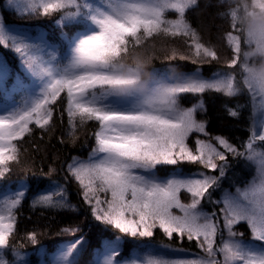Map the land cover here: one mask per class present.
<instances>
[{"label": "snow or ice", "instance_id": "6c2138e0", "mask_svg": "<svg viewBox=\"0 0 264 264\" xmlns=\"http://www.w3.org/2000/svg\"><path fill=\"white\" fill-rule=\"evenodd\" d=\"M5 6L19 18L54 16L59 28L82 30L64 34V50L57 51L43 36L33 44L13 35L0 13V46L11 47L33 78L15 80L11 92L23 93L22 100L0 114V181L23 165L25 145L37 129L43 139L58 118L66 121L73 142L91 129L88 157H70L62 167L94 219L122 234L102 241L97 264H264V0H218V14L228 23L221 39L229 55L226 70L208 78L199 67L191 73L148 69L149 46L158 40L184 47H173L170 60L221 61L188 18L200 0H6ZM7 76V66H0V82ZM208 94L233 99L225 111L237 122L250 110V135L238 144L210 135L197 119ZM187 95L198 103L183 107ZM233 161L245 162L254 175L234 190L222 189ZM182 163L199 170L158 175L162 167ZM218 190L223 195L214 198ZM69 196L59 187L30 206L40 214L75 211ZM25 199L19 191L0 201V264H29L24 245L16 244ZM241 224L250 240L238 231ZM157 234L172 244L154 245ZM125 238L144 241L130 260L118 259ZM25 239L40 242L36 231ZM84 245L82 237L72 242L58 264H78Z\"/></svg>", "mask_w": 264, "mask_h": 264}, {"label": "trees", "instance_id": "16d2710c", "mask_svg": "<svg viewBox=\"0 0 264 264\" xmlns=\"http://www.w3.org/2000/svg\"><path fill=\"white\" fill-rule=\"evenodd\" d=\"M229 2H234V0H229ZM5 5L6 0H0V12L4 14V22L7 26H14L24 30L33 27V30L36 29V33L32 32V36H38V29L42 30L46 33H44L45 39L50 45L55 46L57 51L64 50L65 41L62 38L63 34L72 35L74 32L82 30V26L80 25H77L75 29H61L55 23L57 18L54 16L32 18L25 15L24 18H19L16 14L7 10ZM218 11V0H200L199 9L190 11L187 15L190 23L200 32L204 41L206 43L210 41L211 44L215 45L216 50L221 56L219 63L196 65L188 60L179 59V56L176 59L170 60L167 57L171 56L173 47L177 48L179 52H184V47L179 44L173 45L158 40L155 44L149 46L148 54L152 56V59L148 65V69L155 68L160 72H171L174 69L178 72L191 73L199 67L201 74L205 78L211 77L216 72L226 70L225 61L229 53L226 38L221 39V37H226L225 30L228 29V23L222 15L218 14ZM0 55L6 60L11 69L22 71L19 68V57L11 47L4 49L0 46ZM25 78L23 77L25 83L31 82L25 80ZM4 90L0 88V104L6 102L13 104L19 103L17 99L23 93H17L7 99ZM203 100L206 105V110L199 114V117L206 122L207 132L210 135H221L237 144L250 135V110H246L244 119L237 122L230 118L225 111L226 105L235 103L233 99L218 94H208L203 97ZM195 103H198V100L191 95L185 96L181 101L183 107H190ZM69 131L66 121L61 122L58 118H54L52 131L44 134L43 139H41L40 130L37 129L33 142L25 145L27 152L24 156L23 165L16 168L4 181H0V185L5 186L8 183L14 182L19 187L20 183L23 184V180H26L25 182L28 184L29 189L26 194V199L18 214L19 236L16 244L24 245L20 249L22 252L28 254L41 248L54 251L62 242V238L69 235L63 229H75L76 232L72 235L73 240L81 237L85 239L84 248L86 249H83L84 253L82 254L80 262L91 264L94 249L101 247L104 239L111 240L116 235L122 234L116 233L112 229L105 230V226L94 219L90 211V206L83 202L82 194H78L79 189L76 183L68 176L66 168L62 167L66 160L70 162V157L87 158L94 146V141L91 139V129L81 130L75 142L72 141ZM179 167L186 173L199 170L197 165L191 163H182ZM51 168H55L56 171L48 175ZM164 169H167V166L161 168L160 174L164 172ZM253 175L254 169L247 167L245 162L241 161L237 163L233 161L228 177L222 184V189H234V186L244 184ZM59 187L67 188L70 193V203L76 207L75 211L64 209L57 210L51 214L47 212L40 214L39 211L31 208V201L38 195L52 193ZM182 197L186 196L182 195ZM219 197L218 190L214 194V198ZM212 207L213 205L207 206L208 209ZM244 229L247 235L250 236L246 225H244ZM32 231H36L39 235L40 242L37 245H32L25 239L26 234ZM125 239L126 242L122 245L120 259L140 252V246L144 242H132L131 238ZM152 243L157 246L163 245L164 243L172 244L171 241L163 238L161 234H157L152 239ZM172 246L175 247L178 245L173 244ZM185 247L191 251H196L195 249H191L187 242H185ZM35 258L36 256L34 255L32 264H36Z\"/></svg>", "mask_w": 264, "mask_h": 264}, {"label": "rangeland", "instance_id": "374dc122", "mask_svg": "<svg viewBox=\"0 0 264 264\" xmlns=\"http://www.w3.org/2000/svg\"><path fill=\"white\" fill-rule=\"evenodd\" d=\"M6 7V6H5ZM7 9V8H6ZM1 10V9H0ZM8 10V9H7ZM1 13V12H0ZM12 13V11H11ZM34 28L33 27H30L29 29H22V28H17V27H14V26H9V31L13 34V35H17L19 38L21 39H24L25 42H28V43H39V38L41 36L44 37V31L42 30H39L38 33V36H32V32L36 33V29L33 30ZM46 34V33H45ZM64 35V34H63ZM63 35H62V38H63ZM47 36V35H46ZM37 38V39H36ZM46 38V37H44ZM64 40V39H63ZM18 55V54H17ZM19 57V56H18ZM20 60V58H19ZM19 68L20 70H22L21 72L19 70H13L11 69L6 60H4V58L0 55V66H4L6 65L7 66V70H8V76H7V80H6V83L4 82H0V88L1 89H5L4 90V94H5V97L7 99H9L10 97H12L13 95L17 94V93H20V92H11V88H12V85L14 84L15 80L17 78L23 80V77H26L25 80H29L31 81L33 78L30 77V75L27 73V71L25 70V68L22 66L21 64V61H19ZM22 97H23V94L19 97L18 102H20L22 100ZM20 100V101H19ZM18 103H1L0 104V114H6L5 113V109H10L12 107H15L17 106ZM202 112H198L197 113V119H200L199 117V114H201ZM201 120V119H200ZM195 135L196 134H193L192 137L189 138V145L190 146H193L194 147V138H195ZM81 159H86V158H81ZM165 167V166H164ZM161 171V169H160ZM160 171L158 173V175L162 178H165V177H171V176H188V175H191L193 173H195L196 171L192 172V173H186L185 171H183L179 165L177 166H167V169H164L163 173L160 174ZM198 171V170H197ZM5 180V179H4ZM2 180V181H4ZM26 180H23L21 184L19 185V187H17V184L14 183V182H11V183H8L7 185L5 186H2L0 185V201L4 200L5 198H8L12 195H14L15 193L19 192V191H25V193L27 194V191H28V184L25 182ZM243 185V184H242ZM238 186H241V185H238ZM226 190H234V189H231V188H225ZM184 195V194H182ZM223 195V191H221L220 193V190H219V196L221 197ZM182 198H186V197H182ZM237 229L238 231L240 232H244L245 233V236L250 240L251 237L247 235L245 229H244V225L241 224V225H238L237 226ZM76 230L75 231H68L67 233L69 235H67L66 237H63L62 238V242L60 243V245L58 246L57 249H55L54 251H48L46 250L45 248H41L37 251H34L32 253H28V262L29 264H32L33 263V256L35 255L36 258L34 259L36 261V264H58V260H59V256H60V253L64 250L67 249V247L74 241L76 240H73L72 238V235L75 234ZM85 240V239H84ZM144 243V242H143ZM142 243V244H143ZM102 247H99V248H96L94 249V252L92 254L93 256V259L92 261L90 262L91 264H97V261L99 259H102L101 256L98 255V253L100 251H102ZM86 248H84L85 250ZM80 249H78L79 251ZM26 253V252H25ZM84 253V251H82V254ZM82 254L80 255L79 257V262L78 264H89V263H82L80 262L81 261V258H82ZM138 253H133L132 255L130 256H127V258H124V259H121V260H130V259H133L136 257ZM143 254V253H141ZM74 255H76L74 253ZM118 259H120L118 257Z\"/></svg>", "mask_w": 264, "mask_h": 264}]
</instances>
